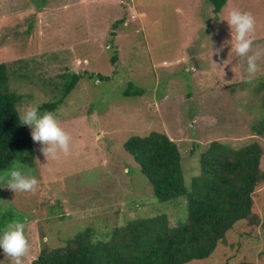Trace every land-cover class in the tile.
Instances as JSON below:
<instances>
[{"label": "rangeland", "instance_id": "rangeland-1", "mask_svg": "<svg viewBox=\"0 0 264 264\" xmlns=\"http://www.w3.org/2000/svg\"><path fill=\"white\" fill-rule=\"evenodd\" d=\"M231 10L256 21L253 53L261 55L251 78L246 61L237 75L238 58L220 66L231 45L219 56L209 51L210 37L214 48L231 39L217 18ZM0 64L17 72L9 88L24 96L19 107L63 100L45 112L71 137L70 153L56 160L33 139L35 154H18L13 166L37 178L34 192L0 186V228L26 224L22 264L86 229L101 239L137 219L178 220L179 208L156 200L126 152L134 137L159 132L176 142L187 182L213 142L264 150V0H228L219 14L210 0H0ZM74 75L80 81L64 99ZM253 200L258 224L237 223L209 258L190 264H264V182ZM0 264H13L2 250Z\"/></svg>", "mask_w": 264, "mask_h": 264}, {"label": "trees", "instance_id": "trees-1", "mask_svg": "<svg viewBox=\"0 0 264 264\" xmlns=\"http://www.w3.org/2000/svg\"><path fill=\"white\" fill-rule=\"evenodd\" d=\"M227 1L210 0L216 14ZM14 74L11 67L0 64V172L11 168L22 150L35 154L31 129L20 124L17 115L24 96L9 88ZM79 81V76L72 77L62 91L64 99ZM57 103L40 106L41 114L55 111ZM125 149L150 181L156 200L179 208L178 220L171 223L168 214L137 219L112 228L101 239L86 229L63 248L43 247L31 264H190L209 258L237 223L258 224L253 195L264 182V150L259 143L240 148L211 143L200 157V174L190 182L182 153L166 134L134 137Z\"/></svg>", "mask_w": 264, "mask_h": 264}, {"label": "clouds", "instance_id": "clouds-1", "mask_svg": "<svg viewBox=\"0 0 264 264\" xmlns=\"http://www.w3.org/2000/svg\"><path fill=\"white\" fill-rule=\"evenodd\" d=\"M217 18L227 22L231 39H226L219 47L214 48L210 37L211 56H219L225 46L231 45L228 58L220 66L226 67L233 59L238 58L237 63L233 64L235 75L238 74L240 64L246 61L245 73L247 77H253L258 71L257 60L261 55L259 51L253 53L256 40L255 19L250 14L238 10L222 13ZM201 46L204 47L203 44ZM244 82L250 83L251 79ZM17 115L20 124L31 129L32 139L40 145V151L47 161L58 159L61 153L64 155L70 153L71 137L54 113L41 114L40 105L35 103L18 108ZM5 185L15 193H28L36 190L38 180L35 176L26 175L18 166H13L0 172V186ZM29 248L24 221L15 220L0 228V250L6 257L11 258L13 264H22V259L26 258Z\"/></svg>", "mask_w": 264, "mask_h": 264}]
</instances>
